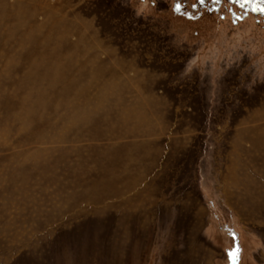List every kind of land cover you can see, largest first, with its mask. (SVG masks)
Returning a JSON list of instances; mask_svg holds the SVG:
<instances>
[{
	"label": "rangeland",
	"instance_id": "obj_1",
	"mask_svg": "<svg viewBox=\"0 0 264 264\" xmlns=\"http://www.w3.org/2000/svg\"><path fill=\"white\" fill-rule=\"evenodd\" d=\"M252 6L0 0V264H264Z\"/></svg>",
	"mask_w": 264,
	"mask_h": 264
},
{
	"label": "snow or ice",
	"instance_id": "obj_2",
	"mask_svg": "<svg viewBox=\"0 0 264 264\" xmlns=\"http://www.w3.org/2000/svg\"><path fill=\"white\" fill-rule=\"evenodd\" d=\"M213 2L219 4V3H221V0H213ZM231 2L232 3H238V2H240V0H231ZM244 2H246V3H256L257 4V8H254L253 10L254 11L258 10V11L264 12V8L259 7V5L262 2H264V0H244ZM198 3H199V5L202 6V5H204L205 0H198ZM193 7L195 8V7H197V5L194 4ZM180 8H181V6L179 4H176L174 10L176 12H180ZM239 253H240L239 246L233 248L228 253L229 259L233 262V264H235V262L237 261V258L239 256Z\"/></svg>",
	"mask_w": 264,
	"mask_h": 264
},
{
	"label": "flooded vegetation",
	"instance_id": "obj_3",
	"mask_svg": "<svg viewBox=\"0 0 264 264\" xmlns=\"http://www.w3.org/2000/svg\"><path fill=\"white\" fill-rule=\"evenodd\" d=\"M223 0H221V2H222ZM227 2H228V4L229 3H232L231 2V0H227ZM234 4V3H233ZM235 4H237V6L239 5V6H241V8H246L247 7V4H250L251 6L254 4V3H246V2H244V0H240V2H238V3H235ZM252 8H254V6H252Z\"/></svg>",
	"mask_w": 264,
	"mask_h": 264
}]
</instances>
